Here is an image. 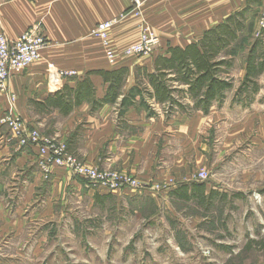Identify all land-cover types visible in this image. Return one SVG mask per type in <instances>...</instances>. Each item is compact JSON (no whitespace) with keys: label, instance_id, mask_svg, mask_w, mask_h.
<instances>
[{"label":"crops","instance_id":"crops-1","mask_svg":"<svg viewBox=\"0 0 264 264\" xmlns=\"http://www.w3.org/2000/svg\"><path fill=\"white\" fill-rule=\"evenodd\" d=\"M183 1L184 14L181 17L184 18V26L179 29L169 26L171 19L157 15L158 19L152 27L160 38V46L153 56L136 60L124 56L125 50L139 41L144 20L143 16L135 12L132 0H0V34L16 39L29 28L39 25L48 40L42 60L12 77L8 93L0 91V203L2 199L6 200V195L10 196L13 192V196H18L16 208L28 210L36 205L44 214L51 215L55 197H63L64 200L68 188L76 192L81 189L78 180H74L62 168H53L50 174H45L40 168L37 150L22 149L12 142L11 134L1 124V119L16 114L30 126L38 127L42 133L67 140L70 151L82 162H86V165L130 173L146 185L152 183L166 187L168 194L175 191L178 185L192 182L196 168L207 163L205 152L209 147L204 137L206 129L211 125L219 128L224 121H219L218 114H215L218 104L213 105L209 115L196 112L188 116L179 113L178 107H174L176 113L166 116L164 107L156 104L155 98L144 90L132 101L133 105L127 103L122 106L121 103L137 87L138 82L152 92L146 76L138 73V69L147 70L149 74L155 73L159 56H165L171 48H186L198 43L206 31L245 10L246 29L227 54V57L234 59L236 66L238 63L244 65L240 76L235 79L242 83L249 50L244 47V51L239 54L233 50L243 35L251 40L253 31L249 24L252 25L256 17L247 19L248 12L253 13L250 10L253 0ZM260 1L264 4V0ZM157 2L158 0H152L144 5L146 13L153 16V11L157 10ZM257 14L262 20L255 40L260 38L264 45L263 8ZM114 19L117 22L109 32V42L116 54L112 66L108 62L102 41L92 35V30L97 24ZM50 64L78 73L76 77L67 78L63 82L58 78L51 83L48 79ZM123 67L129 69V74L123 95L115 105L106 104L98 111L91 112L90 106L85 103L69 116H63L57 109H43L38 104L60 91L61 84L63 87H75L77 81L83 80L91 72L115 71ZM232 73L233 70L230 76L234 79L235 75ZM263 74L258 79L259 84ZM91 79L97 88V97L104 98L108 88L104 79L97 75H92ZM236 90L234 89V95ZM261 90L260 84L257 95ZM176 95H180L183 105L191 104L183 92ZM47 182L51 183V187L47 189L48 197H44ZM94 191L91 189V197ZM136 193L106 192L101 196L110 195L121 200L135 197ZM145 195L154 197L156 192ZM4 222L7 220L4 219Z\"/></svg>","mask_w":264,"mask_h":264},{"label":"rangeland","instance_id":"rangeland-1","mask_svg":"<svg viewBox=\"0 0 264 264\" xmlns=\"http://www.w3.org/2000/svg\"><path fill=\"white\" fill-rule=\"evenodd\" d=\"M151 1L144 0L138 8L133 5L135 12L143 16L142 23L151 30L159 14L171 19L169 26L177 29L184 26L183 0H158L153 16L146 13L144 7ZM254 2L250 7L253 13L248 12L247 18L256 17L252 25L249 24L253 37L250 40L242 36L236 45L237 54L250 49L260 29L262 17L257 11L264 10V4L260 0ZM126 50V57L147 58L128 55ZM243 67L240 63L234 66V89L241 85L235 79ZM65 79L67 77L61 76V82ZM260 84V94L251 100L248 96L238 98L233 89L221 105L216 103L215 114L219 121H224L219 128L211 125L206 129L207 163L196 168L192 182L184 183L206 184V195L216 192L213 202H200L196 196L191 201L180 200L168 194L166 187L152 183L150 191L137 192L135 197L120 200L110 195L101 196L106 192L62 168L78 180L81 189L76 192L68 188L64 200L55 197L51 215L44 214L36 205L28 210L16 208L18 196H13V192L6 195V200L2 199L0 264H264V74ZM62 87L61 84V90ZM141 93L133 98L128 95L126 104L133 105L132 101ZM177 98L181 99L178 95ZM161 106L166 116L176 113L175 108ZM188 106L192 109L194 103L191 101ZM196 112L202 111L184 114L191 116ZM51 138L78 163L92 169L118 172L144 185L130 173L86 165L70 151L67 140ZM200 173H206L207 178L201 180ZM49 187L51 183L47 182L44 197H48ZM91 189L95 190L92 197ZM148 192H156V195H145ZM221 195H226V199L221 200Z\"/></svg>","mask_w":264,"mask_h":264},{"label":"trees","instance_id":"trees-1","mask_svg":"<svg viewBox=\"0 0 264 264\" xmlns=\"http://www.w3.org/2000/svg\"><path fill=\"white\" fill-rule=\"evenodd\" d=\"M246 12L245 10L238 12L224 23L206 31L198 43L186 48L169 49L165 56L157 58L155 73L149 74L147 70L138 71L146 76L152 92L138 82L130 97L133 98L135 94L144 90L154 97L158 104L168 105L171 108L178 107L180 113H189L194 110L202 111L207 115L215 103L221 105L227 93L234 89L230 75L235 61L227 57V54L230 47L239 41L240 35L246 29L244 20ZM235 50H233L234 53ZM263 73L264 45L258 38L253 42L247 54L245 77L236 90L235 96L238 98L248 96L251 100L260 91L258 79ZM128 74L129 70L125 67L115 71H94L83 80L77 81L75 87L66 85L53 97L38 104L43 109H57L63 116H69L85 103L90 106L91 112H96L106 104H117L118 99L123 95ZM92 75L101 76L108 85L102 99L97 97V88L91 79ZM180 92L186 94L188 99L194 103L192 109L188 105H183L180 98H176V94ZM127 100L128 98H125L122 105H125ZM141 104L145 105L144 102ZM206 189V184L190 183L181 185L171 192V195L184 201H191L196 196L200 202H213L216 192L212 191L206 195ZM226 197V195H221L220 199L224 200Z\"/></svg>","mask_w":264,"mask_h":264},{"label":"built area","instance_id":"built-area-1","mask_svg":"<svg viewBox=\"0 0 264 264\" xmlns=\"http://www.w3.org/2000/svg\"><path fill=\"white\" fill-rule=\"evenodd\" d=\"M144 0H132L137 8ZM117 20H109L97 24L92 35L99 38L106 50L107 58L114 65L115 52L109 42V32ZM159 36L145 23L140 28V39L126 50L128 55L138 57H151L158 49ZM48 46V40L43 34L39 25L29 28L16 39H9L4 33L0 34V91L9 92V83L12 77L27 70L34 63L42 60L43 51ZM77 74L74 72H63L50 64L48 67V79L55 82L61 76L72 78ZM14 100V96H12ZM10 134L11 140L20 148L37 150L39 165L44 173L49 174L53 168L68 169L74 176L81 178L88 183L98 186L99 190L109 194L118 192H139L150 191L149 185H142L132 177L118 173L92 169L77 162L65 148L59 145L55 138L42 135L36 128L26 125L24 119L19 115H9L1 119ZM201 180L207 178L206 173H200Z\"/></svg>","mask_w":264,"mask_h":264}]
</instances>
